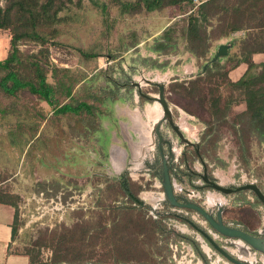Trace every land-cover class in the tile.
Instances as JSON below:
<instances>
[{
	"label": "rangeland",
	"instance_id": "374dc122",
	"mask_svg": "<svg viewBox=\"0 0 264 264\" xmlns=\"http://www.w3.org/2000/svg\"><path fill=\"white\" fill-rule=\"evenodd\" d=\"M73 1L61 11V15L71 18L60 26L58 41L61 44L48 43L50 54L45 60L84 77L85 80L77 85L76 93L89 100V93L95 94L104 99L106 105L97 101L95 116L54 117L52 106L25 94L19 103L27 106L5 117L0 112V187L13 195L17 203L14 222L16 249L30 251L37 259L50 261L52 254L60 248L59 237L62 233L69 238L77 226L87 232L89 240L90 237L92 240L106 236L109 231L104 234L102 227L118 219V216L114 218L111 207L134 205L113 180L126 173L133 190L146 205L151 206L150 209L135 212L133 216L135 219L141 217L142 228L118 231L117 237L126 236L125 243L118 245L91 246L86 241L88 243L83 248L85 253L96 251L106 257L113 255L121 259L119 264H236L221 254L186 219L190 218L209 229L202 215L194 210L173 207L165 200L157 138L154 149L145 148L142 164L137 166L134 148L141 142L143 132L150 138L155 120L147 116V111L157 102L139 95L131 82L143 81V91L156 96L158 87L146 84L144 78L159 81L166 77L143 70L142 50L132 53L135 54L132 58L135 67L124 68L121 63H110L108 55L118 49L102 46L105 41H110L111 35H104L99 27V8L90 0H81L80 4H77L78 0ZM102 1L109 5V9L115 5L113 0ZM5 2L0 0V5H5ZM39 48L40 45L35 43L20 44V49L25 53L38 52ZM78 48L103 55L86 58ZM10 50L11 33L0 29V60ZM102 60L107 63L103 65ZM49 79H52L51 74ZM209 79L207 84L214 82V78ZM215 79L221 81L222 77L218 75ZM182 93L175 96L166 90L174 109L178 105L185 107L195 111L197 117L204 121V132L210 136L205 142V138L198 142L209 174L225 186L256 182L264 191V143L257 137L247 136L242 145L236 129L231 126V117L213 120L205 103L190 102ZM0 103L18 109L17 102L13 104L0 99ZM137 116L144 122L139 129L135 123ZM17 124L31 126L36 133L35 140L27 144H12L9 130ZM181 124L183 126L184 123ZM162 129L178 144L177 135L167 124ZM187 134L196 136L189 132ZM114 145L119 146L120 150L116 163L111 157ZM181 157L177 161L179 164H182ZM189 158L191 167L183 169L186 176L193 172V185L188 177V182L185 180V176L177 177L176 183L195 190L191 200L216 212L220 203H207V198L213 193L225 207L223 216L226 222L253 231L264 228V205L252 191L223 194L213 189L204 184L199 176L203 172V164L195 147L190 150ZM150 215L160 217L165 229L156 234L154 241L145 231V222ZM216 241L239 254L236 240L216 236ZM152 251L155 254L152 255ZM250 254L255 257L252 264H264V254L254 250ZM105 262L116 264L109 257Z\"/></svg>",
	"mask_w": 264,
	"mask_h": 264
},
{
	"label": "trees",
	"instance_id": "16d2710c",
	"mask_svg": "<svg viewBox=\"0 0 264 264\" xmlns=\"http://www.w3.org/2000/svg\"><path fill=\"white\" fill-rule=\"evenodd\" d=\"M90 1L106 12L108 7L106 2ZM74 2L73 0H6L5 5H0V29L9 30L11 33V50L4 59L0 60V99L9 100L13 104L17 102L16 106H18L16 109L0 103L2 117L27 106L25 103H19L25 94L52 106L54 117L95 116V103L99 101L101 105H106L105 100L95 94L89 93V100L76 93V87L85 80L84 77L72 73L69 68L59 67L45 60L50 54L47 44H61L58 41L61 34L60 26L71 19L69 16L61 15V11L68 8L69 3ZM136 2L134 7L144 5L148 11L165 5H182L183 3L196 6L194 0H138ZM80 3L81 0H78L77 4ZM194 9L184 19L185 24L181 27L182 35L186 36L187 50L198 57H205L214 39L243 29L246 35L242 40V59L249 63V69L239 81L231 82L227 76L228 72L239 60H231L225 65L212 60L214 71L213 68H209L205 76L192 79L187 84L184 82L173 84L172 95L179 96L182 91V95L188 101L205 103L213 120L230 116L233 119L231 126L236 129L238 141L242 145L247 136L257 137L264 143V64L258 69L251 60L254 52L264 51V0H207L199 4L196 11ZM176 31L175 27H170L164 32V40L159 43V50H173L175 44L172 42L175 40ZM22 43L38 44L39 51L25 53L20 49ZM77 50L86 58L98 56V53L93 51H85L81 48ZM49 74L52 79H49ZM218 75L222 77L221 81H216L215 78ZM209 78H214V82L207 84ZM114 83L117 85L116 82ZM222 86L228 91L224 99L221 93ZM240 102L246 103V109L241 113H233L234 105ZM101 112L100 110L99 113ZM190 112L195 114V111ZM9 137L12 144L21 145L34 141L36 133L29 125L17 124L9 130ZM113 180L114 183H118L117 186L123 195L134 205L122 204L111 207L114 218L118 216V219L102 227L104 234L107 231L109 233L92 240L90 237L89 240L87 232L81 231L77 226L69 238L66 233H62L59 237L60 248L57 253L52 254L50 261L37 259L30 251H27L31 264H107L105 262L107 257L113 258L116 264L120 263L121 259L113 255L106 257L105 254L96 251L91 253L83 251L88 243L86 241H89L91 246L125 243L126 236L117 237V232L130 231L138 227L141 229V217L135 219L133 216L135 212L139 213L143 209L151 208L133 190L132 182L126 173ZM0 203L17 208L14 196L3 191L1 187ZM164 230L160 217L155 218L150 215L147 218L145 231L150 234L151 241H154L158 232H164ZM15 234L14 226L13 235ZM152 249H154L153 245ZM153 253L152 251L151 254Z\"/></svg>",
	"mask_w": 264,
	"mask_h": 264
},
{
	"label": "crops",
	"instance_id": "0c3cea01",
	"mask_svg": "<svg viewBox=\"0 0 264 264\" xmlns=\"http://www.w3.org/2000/svg\"><path fill=\"white\" fill-rule=\"evenodd\" d=\"M136 1L138 0H113L115 5L111 9H109L108 5L106 12L101 7H98L100 12L99 27L104 32V35H111L110 41H105V43H102V46L106 48L112 46L118 49L114 54L108 55L107 60L110 63H121L124 68L135 67L132 61L135 54L132 53L136 50H138L137 52L142 50L144 56L143 70L158 73L162 77H166V79L163 78L167 82L166 90L171 95L173 84L181 82L187 84L192 79L205 76L208 69L213 68L212 60L218 61L220 65H225L231 60H239L236 65L230 68L227 75L228 79L231 82H237L245 76L249 69V63L242 59V40L246 35V31L243 29L214 39L205 57H198L193 52L187 50L186 36L181 33V27L185 24L184 19L192 9L195 8L194 10L196 11L197 6L207 0H194L196 5L194 7L183 3L182 5H165L151 11H148L144 5L138 6V8L134 7L133 5L137 3ZM170 27L177 29L174 34L175 40L172 42V44H175V47L170 51H161L158 49L159 43L164 40V32ZM102 55V53H98V56L101 57ZM251 60L260 69L261 65L264 64V51L254 52ZM106 63V61L102 60L103 65ZM133 69L136 70L135 68ZM221 93L223 99L228 95V91L223 86L221 87ZM176 107L177 118L181 116V119H184L182 127L186 135L197 142H200L201 138H205L203 141L205 142L210 135L204 132L205 127L202 125L204 121L200 120L196 114L182 108V106L178 105ZM245 109L246 103L240 102L234 105L233 113H241ZM227 118H230V116H227ZM135 123H137V128L139 129L144 122L141 117L137 116ZM187 132L196 136L191 137ZM149 141L150 138L143 132L141 142L134 148L137 166L142 164V160L145 157V148L151 149V146L148 145L142 148ZM118 147L114 145L111 152V157L115 163L120 153ZM202 148L201 143V150ZM191 149H193L192 146L185 147L184 151L186 154L184 157H178V161L180 157L182 158V164L180 163L181 168L178 171L180 177L185 176V180L187 182L189 180L191 185H193V174L188 173L186 176V171L183 169H189L192 165L189 158ZM186 160L189 162V167L186 165ZM186 177H188V180ZM182 186L189 191H195L183 184ZM210 196L220 199L213 193ZM15 216L16 209L14 206L0 203V264H31L30 255L24 251L17 250L15 247L17 242L16 234L13 235Z\"/></svg>",
	"mask_w": 264,
	"mask_h": 264
},
{
	"label": "water",
	"instance_id": "95a60500",
	"mask_svg": "<svg viewBox=\"0 0 264 264\" xmlns=\"http://www.w3.org/2000/svg\"><path fill=\"white\" fill-rule=\"evenodd\" d=\"M144 82L146 84L158 87V95L152 96L148 93H145L143 91L144 83L141 80H133L131 84L137 88L139 95L146 97L147 99L159 102L162 108V115L154 121V125L152 128L151 135L153 138V144L151 149H154L156 144L155 138H157L158 151L160 154L159 166L162 168L160 177L164 188L165 200L169 205L173 207L194 210L202 215L207 221L210 227L209 229L196 224L190 218L186 219L210 242L211 245H213L230 261L236 264H252L245 260H242L241 258H239V256L234 255L231 250H228L220 243H218L216 241V236L218 235L226 239L236 240V242L234 241L236 245L237 241L240 240L250 249V251L254 250L255 252L264 254V228L259 229L258 231H253L250 229L242 228L240 226L232 225L225 221L223 216L225 207L221 203L219 204L216 212H211L202 204L191 200L185 195H180V192H189V190L184 189L181 184L176 183V178L180 177L178 170L181 168L180 164L177 162L179 159L178 157H184V155L186 154V152L184 151L185 147L195 146L196 152L201 158L204 167L203 172L199 173V176L208 186L223 194H231L244 190H250L264 205V191L256 182H247L236 186H225L221 182L211 177L208 172V165L202 159V156L200 154V143L190 139L186 135L181 124L184 119H181V116L177 118V111L170 104V101L166 94L167 82L165 80L156 81L150 78H144ZM182 113L184 112L182 111ZM164 124H167L175 132V134L177 135L178 144L170 135L163 132L162 127ZM182 145H184V148H180ZM173 162H175L176 164L175 167L173 166ZM186 165L189 167L188 160H186ZM174 168L176 169V171L174 170ZM191 173L193 174V172Z\"/></svg>",
	"mask_w": 264,
	"mask_h": 264
},
{
	"label": "bare ground",
	"instance_id": "6f19581e",
	"mask_svg": "<svg viewBox=\"0 0 264 264\" xmlns=\"http://www.w3.org/2000/svg\"><path fill=\"white\" fill-rule=\"evenodd\" d=\"M157 107H158V104H157ZM154 111L155 112L151 113V116L155 115L156 118L154 120H156L162 115V108L161 109L160 108L156 109ZM149 136H150L149 143L144 144V146H142V148H144L146 145L151 146V148H152L153 138H152V135H151V131H150V135ZM208 202L210 203V205H212V204H214L216 202L221 203V199H218V201H216V198L214 196H209L207 198V203ZM237 247H238L237 251L239 252V254H237L235 250H231L234 254H237V256H239V258H241L242 260L245 259V260H247L249 262H253L254 261V257L252 256V254H250L251 253L250 249L242 241H240V240L237 241ZM228 264H230V263H228Z\"/></svg>",
	"mask_w": 264,
	"mask_h": 264
},
{
	"label": "flooded vegetation",
	"instance_id": "af4514ba",
	"mask_svg": "<svg viewBox=\"0 0 264 264\" xmlns=\"http://www.w3.org/2000/svg\"><path fill=\"white\" fill-rule=\"evenodd\" d=\"M157 104H158V107H157ZM161 109V106H160V104L157 102L156 104H155V106L153 107V108H150L148 111H147V114H148V117L149 118H155L156 116L154 115V116H151V113L152 112H155L154 110H156V109ZM161 115V114H160ZM195 147V146H194ZM195 150H196V147H195ZM197 153V152H196ZM200 154H201V152H200ZM198 155V154H197ZM202 156V155H201ZM198 157H199V155H198ZM200 158V157H199ZM201 159V158H200ZM203 159V158H202ZM175 162H173V166L175 167ZM203 169H204V167H203ZM174 170L176 171V169L174 168ZM209 172V171H208ZM210 175V174H209ZM211 176V175H210ZM212 177V176H211ZM204 182V181H203ZM204 184H206L205 182H204ZM207 185V184H206ZM150 197H151V195H149ZM218 199H216V201H217ZM253 257H254V255H252ZM245 260V259H244ZM245 261H247V260H245ZM247 262H249V261H247ZM253 262H255V257H254V261ZM253 262H249V263H253Z\"/></svg>",
	"mask_w": 264,
	"mask_h": 264
},
{
	"label": "built area",
	"instance_id": "2783aa9c",
	"mask_svg": "<svg viewBox=\"0 0 264 264\" xmlns=\"http://www.w3.org/2000/svg\"><path fill=\"white\" fill-rule=\"evenodd\" d=\"M182 166V165H181ZM182 194H184L187 197H192L195 194V191H189V192H180ZM218 236V235H217Z\"/></svg>",
	"mask_w": 264,
	"mask_h": 264
}]
</instances>
